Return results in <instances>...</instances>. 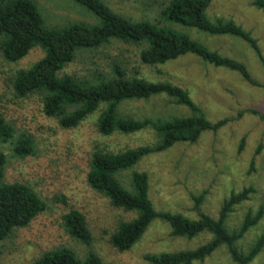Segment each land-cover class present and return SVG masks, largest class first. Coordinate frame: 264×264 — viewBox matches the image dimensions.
<instances>
[{
    "label": "trees",
    "instance_id": "obj_1",
    "mask_svg": "<svg viewBox=\"0 0 264 264\" xmlns=\"http://www.w3.org/2000/svg\"><path fill=\"white\" fill-rule=\"evenodd\" d=\"M71 1L87 10L97 23L70 21L52 28L35 0H0V57L6 63L15 64L35 48L42 52L41 58L13 74L12 91L20 100H37L43 114L56 121L62 130L75 129L94 117L95 132L103 138L147 130L152 135L149 144L123 150H112L106 144L97 143L88 156L87 186L106 198L112 207L133 215L117 224L110 235V245L118 252L129 251L150 223L158 219L169 227L172 238H209L193 249L149 254L145 259L150 264L203 262L220 248L225 249L233 264H251L264 251V226L245 249L240 242L264 218L263 206L247 210L234 227H229L228 220L235 209L254 194L253 187L231 192L216 218L201 212L206 192L193 196L197 217L191 219L156 212L149 199L148 176L135 170L144 157L167 151L176 144H195L204 132L215 133L235 119L209 121L185 89L167 81L147 80L128 60L113 59L107 64L108 71L86 75L70 74L66 67L77 54L94 52L116 42L135 51L139 64L144 67L162 66L190 55L215 68L237 73L247 83L256 85L242 62L210 50L184 30L241 40L253 51L264 72V57L257 39L231 19H209L206 11L212 0H145L148 12L155 15L152 19L131 18L112 10L101 0ZM142 5L145 7L144 3ZM252 5L264 12V0H253ZM159 95L166 96L188 114L166 119L137 118L121 109L126 102L147 101ZM247 112L264 120V115L256 111ZM0 143L11 145V152L18 159L34 153L32 136L24 132L17 134L13 124L1 113ZM7 163L8 157L0 149V243L12 241L18 230L28 227L47 210L46 201L32 184L5 180ZM128 170H132V174L124 186L118 176ZM63 224L69 237L85 248L83 254L61 246L43 251L33 264H104L91 247L92 235L82 213L69 211L63 216Z\"/></svg>",
    "mask_w": 264,
    "mask_h": 264
},
{
    "label": "rangeland",
    "instance_id": "obj_2",
    "mask_svg": "<svg viewBox=\"0 0 264 264\" xmlns=\"http://www.w3.org/2000/svg\"><path fill=\"white\" fill-rule=\"evenodd\" d=\"M35 1L52 28L70 21L97 23L94 16L71 0ZM101 1L112 10L134 19L155 17L154 13L148 12L145 0ZM252 3L253 0H212L206 16L211 20L231 19L250 32L257 39L264 57V12ZM184 32L210 50L242 62L256 85L247 83L237 73L215 68L190 55L162 66L144 67L139 64L135 51L116 42L94 52L77 54L73 63L66 67V72L86 75L108 71L107 64L113 59L128 60L130 66L138 68L147 80L167 81L185 89L209 121L234 118L215 133L204 132L195 144H176L167 151L144 157L134 167L148 176L149 199L156 212L191 219L197 217L193 196L206 192L201 212L216 218L231 192L253 187L254 194L238 206L228 220L229 227H234L247 210L264 208V120L247 112L264 115V72L253 51L239 39L209 37L192 29ZM42 55L35 48L15 64L6 63L0 57V113L13 124L17 134H30L35 144L33 155L18 159L13 156L11 145L0 143V149L8 157L5 180L32 184L47 205V210L28 227L18 230L12 241L0 243V264H33L43 251L61 246L83 254L85 248L76 244L64 228L63 216L71 210L84 215L92 235L91 247L104 264H150L145 259L149 254L193 249L205 242L209 236L192 240L172 238L169 227L154 219L129 251L118 252L110 245L109 238L117 224L133 215L112 207L106 198L87 186L88 156L97 143L106 144L112 150H123L149 144L152 135L147 130L129 136L103 138L95 132L94 117L75 129L62 130L56 121L43 114L37 100L15 97L11 87L13 74ZM121 109L137 118L166 119L188 114L164 95L147 101L126 102ZM238 114L242 116L238 117ZM131 171L118 176L124 186ZM263 226L264 218L245 235L240 246L245 249ZM193 264L233 263L225 249L220 248L203 262ZM251 264H264V251Z\"/></svg>",
    "mask_w": 264,
    "mask_h": 264
}]
</instances>
